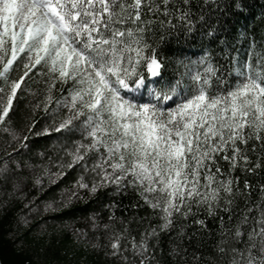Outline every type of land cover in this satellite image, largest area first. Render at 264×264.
<instances>
[{
  "label": "snow or ice",
  "instance_id": "1",
  "mask_svg": "<svg viewBox=\"0 0 264 264\" xmlns=\"http://www.w3.org/2000/svg\"><path fill=\"white\" fill-rule=\"evenodd\" d=\"M245 7V0H0V123L17 143L27 140L9 117L31 75L34 108L53 121L44 132L62 137L0 162V184L23 197L29 185L41 192L78 170L71 187L35 213L85 192L134 193L140 202L120 218L123 229L113 223L114 201L104 205L109 223L89 218L108 233L119 264H264V38L252 36L242 56L224 32ZM197 31L208 47L195 59L160 54L166 38ZM166 62L176 65L170 76ZM145 220L129 242L131 223Z\"/></svg>",
  "mask_w": 264,
  "mask_h": 264
},
{
  "label": "trees",
  "instance_id": "2",
  "mask_svg": "<svg viewBox=\"0 0 264 264\" xmlns=\"http://www.w3.org/2000/svg\"><path fill=\"white\" fill-rule=\"evenodd\" d=\"M245 2L247 7L239 14L231 15L224 25L227 42L238 49L242 56L246 55L252 36L257 42L264 38V25L260 23V17L264 15V0ZM242 33H248L249 36L246 38L241 35ZM166 39L167 42L161 47L160 54L172 60L195 59L201 54L202 48L208 47L199 31L186 39ZM175 69L174 63L166 62V76L172 75ZM18 71H23L22 66L18 70H13L12 76L16 77ZM34 79L35 77L30 75L28 83L22 84L24 90L19 91L14 99L9 117L12 126L21 134V140L25 136L27 140H24L23 144L17 143L4 131L7 125L0 123V162L9 158H27L50 149L58 138L62 139L55 131L44 132L45 127L50 126L53 121L42 107L39 110L34 108L30 93L35 87ZM56 95H60L59 90ZM14 151L15 155L10 157L5 155ZM77 172L78 170H69L64 177L58 178L41 192H37L29 185L24 189L23 197L19 192L12 193L10 186L0 184V264H119L118 258L109 255L111 240L108 233L102 228L93 229L89 218L96 215L100 224L109 223L108 217L113 213L104 205L114 201L117 207L113 210L116 218L113 223L116 229H123L124 225L119 222L120 218L124 217L127 220L132 216L134 213L130 204L140 202L131 191L127 194L114 195L111 189H100L93 196L85 192L83 199H74L54 212L31 211L35 205L43 209L45 200L59 199L61 191L71 187ZM261 178L257 176L253 178V182ZM136 215L145 216L146 211L140 210ZM155 222L152 220V223ZM146 223L147 220L143 223L138 221L131 223L127 230L129 242L132 238L139 239V232ZM209 226L215 231L213 221H209ZM77 229L80 230L79 233ZM164 240L166 247L167 237ZM203 241L210 245L211 238L205 235ZM199 243L200 239L193 237L192 244L195 246ZM192 250L193 248L189 249L190 252ZM200 251L207 255L211 248L209 246Z\"/></svg>",
  "mask_w": 264,
  "mask_h": 264
}]
</instances>
